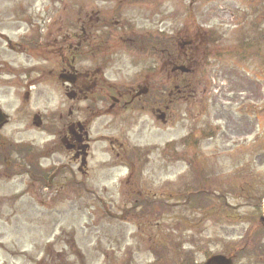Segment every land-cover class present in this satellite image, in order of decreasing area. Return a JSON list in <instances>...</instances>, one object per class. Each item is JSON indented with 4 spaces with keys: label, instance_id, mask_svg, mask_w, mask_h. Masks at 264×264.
I'll list each match as a JSON object with an SVG mask.
<instances>
[{
    "label": "rangeland",
    "instance_id": "rangeland-1",
    "mask_svg": "<svg viewBox=\"0 0 264 264\" xmlns=\"http://www.w3.org/2000/svg\"><path fill=\"white\" fill-rule=\"evenodd\" d=\"M85 22L89 47L76 50ZM157 37L170 49L143 47ZM187 42L195 95L153 102L179 80L171 70ZM64 58L77 75H97L101 116L89 124L83 167L48 130L69 111V122L83 120L85 103L59 80ZM144 88L123 108V94ZM0 109V264H204L217 255L263 264L245 239L263 250L264 0H0ZM126 147L141 153L128 183L136 193L119 187ZM196 190L194 205L186 196ZM144 196L157 215L136 218Z\"/></svg>",
    "mask_w": 264,
    "mask_h": 264
},
{
    "label": "flooded vegetation",
    "instance_id": "flooded-vegetation-1",
    "mask_svg": "<svg viewBox=\"0 0 264 264\" xmlns=\"http://www.w3.org/2000/svg\"><path fill=\"white\" fill-rule=\"evenodd\" d=\"M86 26V22L85 25ZM86 29L81 30L82 33V39L81 43L84 46V49L86 48V45L88 43V38L86 37ZM19 46L22 48V44L18 42ZM187 53H183V57L185 58ZM64 58L63 60H65ZM62 60V61H63ZM69 60V59H68ZM68 60H65V66L64 69L61 71V75L64 74H69V73H74L76 75V82L75 84L70 88H66L65 90H69L71 92V101H82L85 103V106L83 107L82 114L83 115V120L81 122L79 121H74V122H69L71 117L73 116V113L69 111L63 125L60 127V129L56 132L55 137L57 139L59 138L60 145L63 146V148L66 150V153L71 156V159L76 161L79 160L82 167L86 166V158L89 156L88 150H89V137H88V128L89 124L92 123L94 120L99 118L101 114L99 113V107L94 105V99L93 95L97 92V78L96 73H91V72H85L84 74H76L75 71L73 70L72 63L73 60L70 62ZM76 70V69H75ZM98 73V72H97ZM186 86V88H185ZM192 84L190 83H185L182 81L180 89H179V99L185 98L186 94L188 97H192L194 95V89L192 88ZM67 93V92H66ZM68 95V94H67ZM134 95V94H133ZM129 94H123L121 97L124 99L123 103V108H128V106H132L135 108V101L142 100V97L134 99V96ZM204 97V96H203ZM204 100V98H201ZM87 102H90L89 105H86ZM99 103V102H98ZM115 105H119V99ZM113 104V105H114ZM144 106H142V109L146 108V102H144ZM112 108L109 110L111 111ZM160 112L159 118L165 122V114H162ZM61 118V116H60ZM36 120V121H35ZM34 121L36 122L37 127L43 126L41 120L39 118H34ZM8 122V121H7ZM7 122L3 125V127H0V133L1 130L7 125ZM4 138L3 136H0V163L2 162L4 165L7 166V159H6V153L2 152V149L5 146L4 145ZM1 163V164H2ZM82 170V168H80Z\"/></svg>",
    "mask_w": 264,
    "mask_h": 264
},
{
    "label": "water",
    "instance_id": "water-1",
    "mask_svg": "<svg viewBox=\"0 0 264 264\" xmlns=\"http://www.w3.org/2000/svg\"><path fill=\"white\" fill-rule=\"evenodd\" d=\"M180 70L184 71L183 68H180ZM74 78H64L63 81H69L71 83L74 82ZM141 93H146V90L142 91ZM141 93H139L138 95H140ZM4 121V118L0 115V124ZM263 210H264V200H263ZM262 222H264V218L262 219ZM209 264H230L229 260H226L224 258H215L213 259Z\"/></svg>",
    "mask_w": 264,
    "mask_h": 264
},
{
    "label": "trees",
    "instance_id": "trees-1",
    "mask_svg": "<svg viewBox=\"0 0 264 264\" xmlns=\"http://www.w3.org/2000/svg\"><path fill=\"white\" fill-rule=\"evenodd\" d=\"M200 201V200H199ZM175 264H179V260H177L176 262H175Z\"/></svg>",
    "mask_w": 264,
    "mask_h": 264
}]
</instances>
